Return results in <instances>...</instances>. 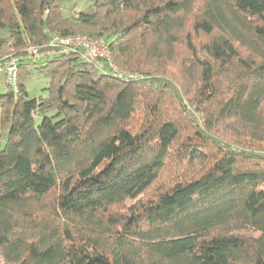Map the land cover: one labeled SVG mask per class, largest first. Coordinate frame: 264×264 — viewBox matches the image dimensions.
Segmentation results:
<instances>
[{
    "label": "trees",
    "instance_id": "1",
    "mask_svg": "<svg viewBox=\"0 0 264 264\" xmlns=\"http://www.w3.org/2000/svg\"><path fill=\"white\" fill-rule=\"evenodd\" d=\"M80 1L0 0V256L264 264V0ZM74 36L132 77L52 44Z\"/></svg>",
    "mask_w": 264,
    "mask_h": 264
},
{
    "label": "built area",
    "instance_id": "2",
    "mask_svg": "<svg viewBox=\"0 0 264 264\" xmlns=\"http://www.w3.org/2000/svg\"><path fill=\"white\" fill-rule=\"evenodd\" d=\"M52 44L59 45L66 53H75L81 59L95 64L98 69L109 66L114 73L132 77L121 72L112 62L109 48L102 39H94L87 36H74L68 38L56 37ZM32 54H37L36 49H31ZM0 75L7 77L12 86L17 88V79L19 75L18 59L11 52H2L0 50ZM0 264H7L0 256Z\"/></svg>",
    "mask_w": 264,
    "mask_h": 264
},
{
    "label": "rangeland",
    "instance_id": "3",
    "mask_svg": "<svg viewBox=\"0 0 264 264\" xmlns=\"http://www.w3.org/2000/svg\"><path fill=\"white\" fill-rule=\"evenodd\" d=\"M90 1V2H89ZM91 3V0H83L80 1L76 7L77 10H85ZM73 2H66L64 4L66 16L69 15ZM8 52H12L11 50H7ZM40 57H38L39 59ZM41 58L35 62H40ZM26 87L29 93L30 98H39L41 96H46V89L49 87V80L39 77L37 75H33L32 77L26 80ZM6 92V86L3 80V76H0V94H4Z\"/></svg>",
    "mask_w": 264,
    "mask_h": 264
}]
</instances>
